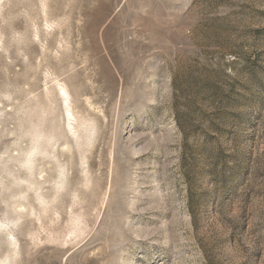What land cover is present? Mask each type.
<instances>
[{"label": "rangeland", "instance_id": "1", "mask_svg": "<svg viewBox=\"0 0 264 264\" xmlns=\"http://www.w3.org/2000/svg\"><path fill=\"white\" fill-rule=\"evenodd\" d=\"M0 264H264V0H0Z\"/></svg>", "mask_w": 264, "mask_h": 264}]
</instances>
